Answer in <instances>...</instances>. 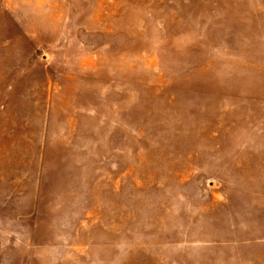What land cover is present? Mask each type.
<instances>
[{"label":"rangeland","instance_id":"rangeland-1","mask_svg":"<svg viewBox=\"0 0 264 264\" xmlns=\"http://www.w3.org/2000/svg\"><path fill=\"white\" fill-rule=\"evenodd\" d=\"M0 264H264V0H0Z\"/></svg>","mask_w":264,"mask_h":264}]
</instances>
